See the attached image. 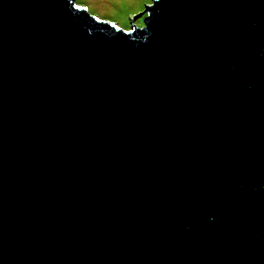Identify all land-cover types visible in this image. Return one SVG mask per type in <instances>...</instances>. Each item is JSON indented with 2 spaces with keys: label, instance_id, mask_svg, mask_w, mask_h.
<instances>
[{
  "label": "water",
  "instance_id": "obj_1",
  "mask_svg": "<svg viewBox=\"0 0 264 264\" xmlns=\"http://www.w3.org/2000/svg\"><path fill=\"white\" fill-rule=\"evenodd\" d=\"M129 26L0 0V264H264V0Z\"/></svg>",
  "mask_w": 264,
  "mask_h": 264
},
{
  "label": "rangeland",
  "instance_id": "obj_2",
  "mask_svg": "<svg viewBox=\"0 0 264 264\" xmlns=\"http://www.w3.org/2000/svg\"><path fill=\"white\" fill-rule=\"evenodd\" d=\"M75 4L85 7L89 14L102 21L115 24L122 30L130 28L131 20L150 5V0H74ZM142 17V16H141ZM137 18L134 24L142 25V20ZM129 20V23H128Z\"/></svg>",
  "mask_w": 264,
  "mask_h": 264
}]
</instances>
